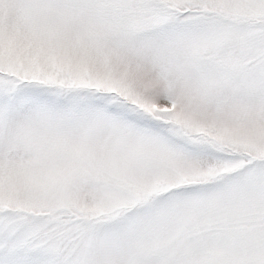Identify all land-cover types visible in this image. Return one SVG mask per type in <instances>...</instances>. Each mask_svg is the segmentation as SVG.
Segmentation results:
<instances>
[{"label": "snow or ice", "instance_id": "snow-or-ice-1", "mask_svg": "<svg viewBox=\"0 0 264 264\" xmlns=\"http://www.w3.org/2000/svg\"><path fill=\"white\" fill-rule=\"evenodd\" d=\"M0 264H264V0H0Z\"/></svg>", "mask_w": 264, "mask_h": 264}]
</instances>
